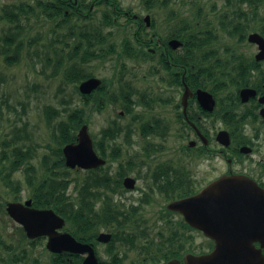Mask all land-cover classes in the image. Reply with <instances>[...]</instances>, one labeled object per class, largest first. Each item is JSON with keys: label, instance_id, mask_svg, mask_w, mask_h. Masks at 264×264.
I'll return each instance as SVG.
<instances>
[{"label": "flooded vegetation", "instance_id": "obj_1", "mask_svg": "<svg viewBox=\"0 0 264 264\" xmlns=\"http://www.w3.org/2000/svg\"><path fill=\"white\" fill-rule=\"evenodd\" d=\"M60 1L68 3L69 9L64 10L66 14L73 11L87 15L88 11H84L86 2ZM93 7L91 2L88 14ZM123 13L125 19L137 21V29L144 28L142 16ZM186 34L201 37L203 32L187 27ZM176 38L179 37L175 32L164 38L153 32L148 41L142 42L157 56L158 67L166 76L159 74L151 94L140 92L136 99L130 94L123 96L119 117L121 120L131 114V125L113 120L111 125L100 129L99 136L91 135L94 149L104 164L90 168L81 182L75 177L73 180L66 178L65 196L71 200L73 208L71 221L47 204L46 193L42 200H37L32 191L23 198L15 190L11 200L0 201L3 204L0 210L11 226L8 233L0 231V264H92L91 254L95 264H169L173 259L182 263L186 254L207 253L214 246V242L200 232L207 240L206 248L193 251L190 231L195 229L183 220L179 212L167 208L169 202L193 193L195 180L190 166L193 159L219 157L226 163V169L206 180L205 184L233 174L249 178L264 189V153L254 158V153H259L261 148L264 152V80L209 81L200 77L198 83H190L187 76L191 75V48L184 49V63H176L173 55L181 54L178 52L181 51L180 45L174 47L170 43ZM263 66L264 60H259L252 72ZM195 74L200 73L196 71ZM137 91L129 89L126 92L137 94ZM119 132L124 134L127 144L134 143L131 135L135 132L145 143L140 151L117 161L122 153L121 147L115 143ZM220 132L229 136V144L219 141ZM176 139L183 141L178 148L171 146ZM248 158H251L250 163L244 164ZM126 178L132 179V186L125 185ZM139 181L143 183L142 187L137 186ZM132 190L143 193L137 199L142 203L154 194L165 199L157 211L155 236L150 232L154 224L139 223L142 212L138 203L127 204L121 200L125 192ZM27 201H30L29 208L50 209L64 220L61 227L53 230L54 236L55 233H68L77 244L88 249L81 250L75 245L73 251H53L48 247L49 234L29 236L23 224L7 211L8 203L26 204ZM172 214H178L179 220L170 219ZM162 220L165 223L161 224ZM37 246H41V252L48 255L46 261L41 255L31 254L32 248ZM87 258L89 262L86 263Z\"/></svg>", "mask_w": 264, "mask_h": 264}, {"label": "rangeland", "instance_id": "obj_2", "mask_svg": "<svg viewBox=\"0 0 264 264\" xmlns=\"http://www.w3.org/2000/svg\"><path fill=\"white\" fill-rule=\"evenodd\" d=\"M116 1L122 8L132 11L131 13L142 17L145 14L150 15L154 27H144L138 31L140 35L150 38L155 32L160 38H164L174 28L178 31L180 22L184 21L193 31L212 32L214 36L205 42L204 48L216 50L221 59L230 61L228 59L230 51H244L248 55H254L257 52L256 45L249 43L246 38L243 41L239 40L242 32L232 33L229 29L235 23L240 24L239 22L244 26L243 31L245 24L249 25L248 28L263 25L264 18L261 17H264V2L260 1L257 6H254L242 0H159L158 3L154 0L153 6H147L144 2L146 0ZM165 1L166 5H164ZM38 2L39 0H0V105L3 113L0 118V149L2 148L1 141L5 138L25 142L26 146L30 145V161L36 169L34 180L40 179L42 174L46 173L43 157L50 156L48 162L54 164L52 162L53 149L56 147L54 134H59L57 125L61 120L68 121L67 115L74 109L83 107L85 118L88 119L89 132L91 135L99 136L100 129L111 125L113 120L126 124L131 122V114H127L121 120L119 117L125 94H130L135 99L139 97L140 92L151 94L155 90V83H158L159 74L166 76V73L158 67L157 56L153 54L152 57L145 58L118 56L125 38L132 46L138 44L135 43L132 34V30L137 26L130 22L124 23V17H120L119 22L124 23L126 27L103 25V15L105 11H109L106 4L102 3L93 7L89 18L76 17L73 14L68 21H65L61 14L48 18ZM84 2L89 3L90 0H84ZM5 5H9L8 8L16 13V19L11 12L5 11ZM237 14H245V16L238 20L235 17ZM258 19L262 21L259 22ZM95 28L100 30L102 38L95 37ZM250 31L252 30L248 32ZM82 33L91 34L92 37L83 36ZM5 35H12L8 43L3 41ZM88 42L91 43L90 48ZM77 44H81L78 54L92 49L106 53L105 58L90 59L89 62L83 64V67L86 72L92 73L90 76L105 78L106 86L110 91L117 93L119 88H122L121 99L116 97L115 101L106 103L101 110L96 109L93 102L87 105L83 103L78 91L80 83L75 84L64 78L65 70H68L66 68L70 62L79 61V55H74L73 48ZM110 47L114 50L111 51ZM148 50V48L145 49V51ZM183 51L184 49L178 52ZM13 55L18 56L19 60L8 59V57H14ZM230 62L234 63V61ZM129 89L139 92L137 91V94L127 93ZM123 136L124 134L119 132L115 139V143L122 149L117 161L126 158L134 151H140L145 143L137 132L131 135L134 140L132 145L127 144ZM180 143L183 141L176 139L171 146L178 148ZM109 149L111 150V147L107 150ZM257 152L254 153V158L264 153L263 148L259 153ZM250 161L251 158H248L243 163L248 164ZM25 166L26 164L22 165L10 177L14 187H17L23 198L31 193V188L27 185L28 177ZM190 166L196 188L226 169L224 159L219 157L217 159H193ZM77 171H69L67 177L72 180L75 177L81 182L82 178L87 176V172ZM13 184H7L0 179V201L11 200L14 197ZM71 186L72 184L69 185V189ZM137 186L142 187L143 183L139 181ZM140 196H143L140 190L127 191L121 200L123 199L122 201L127 204L138 203V209L140 213L142 212V219L139 223L152 226L157 220V211L162 208L165 199L154 194L151 195L152 198L142 203L137 200ZM146 218L148 220H145ZM169 218L178 221L179 215L172 214ZM162 223H165V220H162ZM158 227L161 229L160 226ZM10 230L9 219L1 211L0 231L8 233ZM150 232L155 236L157 232L155 224ZM190 232L193 238V250L196 252L204 250L207 243L204 236L196 230ZM165 233H169V230H165ZM6 241L8 242L9 239ZM41 250L42 247L37 246L32 248L31 254L41 255L46 261L48 255L42 253Z\"/></svg>", "mask_w": 264, "mask_h": 264}, {"label": "water", "instance_id": "obj_3", "mask_svg": "<svg viewBox=\"0 0 264 264\" xmlns=\"http://www.w3.org/2000/svg\"><path fill=\"white\" fill-rule=\"evenodd\" d=\"M144 19L149 25V15ZM248 40L259 48L255 58L264 59V38L258 33H251ZM170 43L174 47L180 44L176 39ZM100 83L99 78L90 77L80 83L79 90L88 94ZM218 139L224 144L229 143L225 132H220ZM76 140L63 147L67 166L86 169L104 164L93 149L86 124L80 127ZM125 185L132 186V179L126 178ZM29 204L30 201L26 204H7L8 213L23 224L29 236L49 234L48 247L53 251H73L75 245L81 250L88 249L85 245L77 244L68 233H55L54 236L53 230L61 227L64 220L50 209L29 208ZM167 208L180 212L191 226L202 230L215 243L209 254L189 253L183 257V263L173 259L169 264H264V191L251 179L240 175H223L196 194L171 201ZM256 242L259 246L255 245ZM90 260L95 264L92 254Z\"/></svg>", "mask_w": 264, "mask_h": 264}, {"label": "trees", "instance_id": "obj_4", "mask_svg": "<svg viewBox=\"0 0 264 264\" xmlns=\"http://www.w3.org/2000/svg\"><path fill=\"white\" fill-rule=\"evenodd\" d=\"M111 2V7L109 8L110 11H105L102 23L103 25H118L114 17L117 16V11L122 10L118 1L116 0H109ZM156 1V0H155ZM229 1V0H228ZM246 1L251 5L257 6L260 1L264 2V0H242ZM147 6H153L154 0H146L144 1ZM157 2V1H156ZM55 3V4H54ZM49 3V1H39L38 4L45 13V15L50 18L55 14H62L64 10L68 9V3L64 2H54ZM167 2H164L166 5ZM163 5V4H162ZM9 5H5V11L11 12L14 16V19L17 18L16 13L12 12ZM17 7V6H16ZM245 16V14H237L235 15L238 20ZM64 18L68 17L63 15ZM254 18L256 16L254 15ZM65 20V19H64ZM184 22V21H183ZM180 22V26H178V31H175V28L172 32L176 33V36L179 37L183 41V49L190 47L191 48V64L192 67L189 69L191 71V75L187 76V81L190 83H198V80L204 78L205 80H226L233 81L235 79L239 80H249L251 78V68L257 67V64L254 58L244 52L236 51L231 52L229 59L230 61H234L231 64L230 61H224L223 59L214 58V50H207L204 48V44L206 41L209 40L210 32H203L206 33L205 36L201 37H194L188 36L187 33V22ZM235 23V31H240L239 40H244L243 28L244 26ZM249 25L245 24V28ZM262 34H264V24L260 27ZM95 37L98 36L102 38V34L98 28H95ZM135 31V33H133ZM137 29L132 30V33L135 34L134 40L135 43L138 44L132 46L131 43L126 40H123L122 47L118 56L126 55L132 58H145V57H152L151 52L145 51L144 45H139V42L147 41L146 37H140L136 32ZM110 34V32H108ZM83 36L92 37L91 34L82 33ZM12 38V35H5L4 42L8 43V39ZM81 44L74 45L75 53L74 55H79V61L73 60L70 62V65L65 70L64 78L67 81L74 82L75 84L79 81L85 79L87 76L92 75L91 72H86L84 69V63L89 62L90 59H103L106 57V53L103 51H96V50H84L81 54H78ZM88 47H91V43L88 42ZM111 51L114 50L110 47ZM184 52L181 54L174 53V61L179 64H183ZM14 57H8L9 60L18 61L19 57L13 55ZM172 56V55H171ZM169 56V58L171 57ZM201 57L203 60H201ZM167 64V63H164ZM200 74H195V72ZM260 74V77L256 75L255 79L261 78L264 80V72L262 70H257ZM194 73V74H193ZM116 93L115 91H110L106 86V81L103 79V83L99 90L97 91L95 96L92 95H80L81 100L85 105L89 104L91 100H93L94 105L101 109L105 103L113 102L116 100V97L121 99L123 95L122 88ZM93 98V99H91ZM1 103V102H0ZM2 109L0 105V118L2 117ZM68 121H59L57 128L59 129V134H54V139L56 141V147L53 149L54 158L52 159L53 165L49 164L48 160L50 156L43 157V166L46 170L45 174H42L40 179H33L34 173L36 169L34 165L30 161L31 157V147L30 145L26 146L25 142H18V140L14 139H3L1 141L2 148L0 149V179L4 180L7 184L12 185L11 176L14 171L18 170L19 167L26 164L25 170L27 171L28 177V185L31 188L33 194L37 200H42L44 198L43 194L46 193V198L48 199L47 204L55 209H57L67 220H72V204L71 200L67 199L65 196V190L67 186L66 181V166L63 163V156L61 152V146L69 141H73L76 135V129L82 124L87 123L88 119L85 118L86 114L83 107L74 109L71 113L67 115ZM15 128V126H14ZM21 136H19L20 138ZM100 147L99 145L97 146ZM83 196V195H82ZM82 196L80 198H82ZM58 201V202H57ZM56 202V203H54ZM85 203V202H84ZM83 204V203H82ZM80 204V206L82 205ZM87 207V206H83ZM264 252V251H263Z\"/></svg>", "mask_w": 264, "mask_h": 264}]
</instances>
